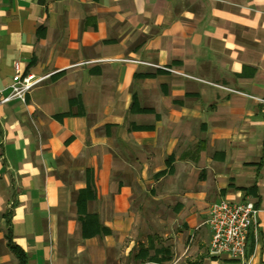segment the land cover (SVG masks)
Here are the masks:
<instances>
[{
  "label": "crops",
  "instance_id": "0c3cea01",
  "mask_svg": "<svg viewBox=\"0 0 264 264\" xmlns=\"http://www.w3.org/2000/svg\"><path fill=\"white\" fill-rule=\"evenodd\" d=\"M16 62L46 77L0 102V264L9 209L29 264H243L210 253L219 199L259 206L264 264V0H0V99ZM88 169L106 230L84 238ZM156 232L171 259L125 247Z\"/></svg>",
  "mask_w": 264,
  "mask_h": 264
},
{
  "label": "built area",
  "instance_id": "2783aa9c",
  "mask_svg": "<svg viewBox=\"0 0 264 264\" xmlns=\"http://www.w3.org/2000/svg\"><path fill=\"white\" fill-rule=\"evenodd\" d=\"M15 78L10 84V93L3 96L0 102L12 99L25 101L27 94L46 76L33 73L24 74L19 62L15 63ZM176 71V70H175ZM260 208L253 200L231 202L219 199L210 209L208 223L212 231L210 253L243 261L249 247L252 229L258 225Z\"/></svg>",
  "mask_w": 264,
  "mask_h": 264
},
{
  "label": "trees",
  "instance_id": "16d2710c",
  "mask_svg": "<svg viewBox=\"0 0 264 264\" xmlns=\"http://www.w3.org/2000/svg\"><path fill=\"white\" fill-rule=\"evenodd\" d=\"M87 173L89 175L87 180V186L81 190L79 197V219L82 224V235L84 238L92 237L97 234H102L106 230L105 225L100 220V215L98 211L89 212L87 209L88 200L96 197V184L93 170L88 169ZM12 214L13 211L11 209H9L5 213L6 225L8 227L6 233L7 245L11 249V251H13V253L17 256L18 264H29L28 253L22 246H20L14 241L11 219ZM150 241L151 240L149 239V243L147 246L148 251L149 249L153 248L152 244H150ZM144 249V244H141V248L135 256L143 260L159 262L171 259L172 257V253L170 252L169 248L165 246H162L161 248L155 250V254L159 252L160 256L149 255L148 251H144ZM186 264H203V260L202 258H197L195 260H189Z\"/></svg>",
  "mask_w": 264,
  "mask_h": 264
},
{
  "label": "rangeland",
  "instance_id": "374dc122",
  "mask_svg": "<svg viewBox=\"0 0 264 264\" xmlns=\"http://www.w3.org/2000/svg\"><path fill=\"white\" fill-rule=\"evenodd\" d=\"M153 230H155V229H153ZM152 234H154V232H152ZM148 235H149L148 233H145L141 239H136L135 242H132L133 243L132 246H131V242H130L129 244H126L125 247L131 248L130 253H133V251L137 252L139 250V248H141V244L139 246V242H140V243L144 244V248H145L144 251H146V250L148 251V249H147V246L149 243V242H147ZM154 238L157 239V241L156 242L150 241V244H152V246H154V247L157 245V247H155V250L159 249L162 246H165V247L169 248V250L171 252L172 243L170 241V238H165L162 235L158 234L157 232H156V236ZM155 250L153 249L151 251H148V253H150L149 255L160 256L159 252H157L156 254L154 253ZM107 251H108V259H109L108 263L114 264L116 257H117L118 249L115 246L109 245V247L107 248Z\"/></svg>",
  "mask_w": 264,
  "mask_h": 264
}]
</instances>
